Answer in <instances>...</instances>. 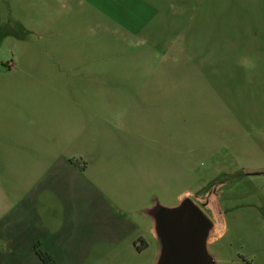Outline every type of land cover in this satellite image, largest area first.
<instances>
[{"label": "rangeland", "instance_id": "1", "mask_svg": "<svg viewBox=\"0 0 264 264\" xmlns=\"http://www.w3.org/2000/svg\"><path fill=\"white\" fill-rule=\"evenodd\" d=\"M143 1L105 32L0 0V228L48 264H155L144 210L198 198L217 263L264 264V0Z\"/></svg>", "mask_w": 264, "mask_h": 264}, {"label": "water", "instance_id": "2", "mask_svg": "<svg viewBox=\"0 0 264 264\" xmlns=\"http://www.w3.org/2000/svg\"><path fill=\"white\" fill-rule=\"evenodd\" d=\"M160 245L155 264H218L209 252L215 223L191 198L174 207L159 202L144 210Z\"/></svg>", "mask_w": 264, "mask_h": 264}, {"label": "crops", "instance_id": "3", "mask_svg": "<svg viewBox=\"0 0 264 264\" xmlns=\"http://www.w3.org/2000/svg\"><path fill=\"white\" fill-rule=\"evenodd\" d=\"M61 4L60 10L65 12L72 5L73 12L79 8L87 7L91 8L94 12L99 13L103 18L101 20L100 27L105 32H110L112 27V20L117 25H121L124 29H135L139 27L135 22L137 20L136 14L142 13L144 7H153L147 5L143 0H59ZM63 25V24H62ZM61 25V26H62ZM88 25L86 16L80 17L73 22H68L65 27L69 30L81 29ZM61 45L60 43H56ZM70 44V43H66ZM51 55V54H50ZM70 56H62L59 58L65 60L64 57L70 59ZM54 56V55H53ZM18 224V225H17ZM22 223H4L0 228V264H48L47 261L42 259H31V252L34 251L35 244L28 242L29 234L26 232V227H22Z\"/></svg>", "mask_w": 264, "mask_h": 264}, {"label": "clouds", "instance_id": "4", "mask_svg": "<svg viewBox=\"0 0 264 264\" xmlns=\"http://www.w3.org/2000/svg\"><path fill=\"white\" fill-rule=\"evenodd\" d=\"M238 64L242 67L246 72H251L256 68V61L254 58L250 56H242Z\"/></svg>", "mask_w": 264, "mask_h": 264}, {"label": "flooded vegetation", "instance_id": "5", "mask_svg": "<svg viewBox=\"0 0 264 264\" xmlns=\"http://www.w3.org/2000/svg\"><path fill=\"white\" fill-rule=\"evenodd\" d=\"M197 202H198V205L204 210L205 206H206V202H202L201 200H199L197 198Z\"/></svg>", "mask_w": 264, "mask_h": 264}, {"label": "bare ground", "instance_id": "6", "mask_svg": "<svg viewBox=\"0 0 264 264\" xmlns=\"http://www.w3.org/2000/svg\"><path fill=\"white\" fill-rule=\"evenodd\" d=\"M215 233L219 234L221 232V226L218 225L216 228H214Z\"/></svg>", "mask_w": 264, "mask_h": 264}, {"label": "trees", "instance_id": "7", "mask_svg": "<svg viewBox=\"0 0 264 264\" xmlns=\"http://www.w3.org/2000/svg\"><path fill=\"white\" fill-rule=\"evenodd\" d=\"M41 259L44 261V258L43 257H41Z\"/></svg>", "mask_w": 264, "mask_h": 264}]
</instances>
